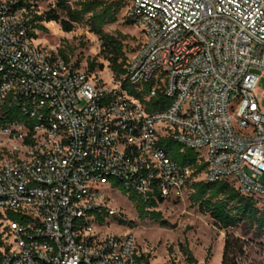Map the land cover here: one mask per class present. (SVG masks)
<instances>
[{"label":"built area","instance_id":"1","mask_svg":"<svg viewBox=\"0 0 264 264\" xmlns=\"http://www.w3.org/2000/svg\"><path fill=\"white\" fill-rule=\"evenodd\" d=\"M120 1L144 40L105 80L40 44L18 0H0V113L27 118L0 127V264H154L133 234L102 235L106 216L122 218L114 181L145 202L204 181L264 203V0ZM126 84L169 108L148 112ZM163 139L206 171L173 161Z\"/></svg>","mask_w":264,"mask_h":264},{"label":"trees","instance_id":"2","mask_svg":"<svg viewBox=\"0 0 264 264\" xmlns=\"http://www.w3.org/2000/svg\"><path fill=\"white\" fill-rule=\"evenodd\" d=\"M18 1L20 8L28 10L29 23L36 31L47 32L48 29L44 26V23H59L66 33H72L75 30L76 24L86 25L90 29V32L99 37L102 42L103 53L107 55L106 59L115 78L119 80L126 74V66L128 65L130 56L125 51L124 41L105 32L108 26L119 22V16L125 9V5L120 0H57V8L50 10L44 15L34 14L32 10L36 3L45 0ZM73 1H76L74 6L72 5ZM59 11L66 15L67 20L62 19ZM127 24L132 25L128 21ZM32 36L38 39V34L33 33ZM59 52L66 61H70L66 50H60ZM97 67L100 70L104 69L103 65L98 66L96 63H91L88 72L94 73ZM124 87L129 91L130 95L144 101V94L129 88L127 84ZM151 89L152 85L146 87V93H149ZM144 103L150 113L164 111L170 105L169 101L160 92L150 101H144ZM16 122H27V118L19 109L10 108L0 113V127ZM160 144L173 161L181 166H191L196 170V176L206 171L207 165H198V154L196 152L184 149L183 146L171 139H163ZM114 187L123 196L128 197L141 222L151 221L159 224L162 228L170 227L163 214L157 211L158 206L165 202V199L160 194L156 193L157 199L145 202L138 194L127 191L118 182L114 181ZM190 189L192 206L199 207L201 212L208 214L216 226L224 230L242 228L246 231L245 235L253 232L257 238L264 235V203L242 196L234 186L227 182H195L191 185ZM115 219H118L119 224L122 226L134 227L133 222H126L122 218ZM100 221L104 223V217H100ZM246 245L245 241L228 235L224 245L221 264H242L246 253Z\"/></svg>","mask_w":264,"mask_h":264},{"label":"rangeland","instance_id":"3","mask_svg":"<svg viewBox=\"0 0 264 264\" xmlns=\"http://www.w3.org/2000/svg\"><path fill=\"white\" fill-rule=\"evenodd\" d=\"M118 1V0H107ZM76 1L72 2L74 6ZM57 8V0H45L34 5V14L44 15ZM62 19L67 17L61 11ZM125 11L119 16V22L108 26L105 32L115 38L124 41L125 51L128 56H134L143 44L144 37L138 28L128 25ZM47 32L37 31L38 42L54 50H66L70 62H76L78 66L89 71V65L96 63L103 65L94 73L110 80L112 73L107 55L103 53V44L99 37L90 32V29L82 24L75 25L72 33L63 31L59 23H44ZM259 93L264 96V77L259 84ZM264 107V100H263ZM191 191L187 190L182 197L174 200H165L158 206L165 220L170 224L168 228H162L151 221L141 222L134 206L127 196L122 193L112 195L113 208L119 211L122 220L133 222L134 227L122 226L118 219L106 216L105 228L102 235L128 236L133 234L138 244L150 251L154 264L174 262L175 264H221L224 245L228 235L234 236L246 242V253L242 264H264V235L257 238L254 233L245 235L242 228L224 230L216 226L213 219L201 212L199 207H193L190 200Z\"/></svg>","mask_w":264,"mask_h":264},{"label":"crops","instance_id":"4","mask_svg":"<svg viewBox=\"0 0 264 264\" xmlns=\"http://www.w3.org/2000/svg\"><path fill=\"white\" fill-rule=\"evenodd\" d=\"M222 261V260H221Z\"/></svg>","mask_w":264,"mask_h":264}]
</instances>
